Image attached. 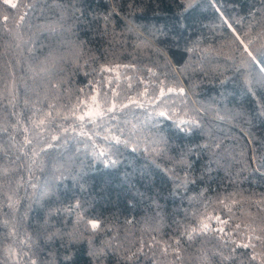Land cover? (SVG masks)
Returning a JSON list of instances; mask_svg holds the SVG:
<instances>
[{
  "label": "trees",
  "instance_id": "trees-1",
  "mask_svg": "<svg viewBox=\"0 0 264 264\" xmlns=\"http://www.w3.org/2000/svg\"><path fill=\"white\" fill-rule=\"evenodd\" d=\"M261 54L264 0H0V264H264Z\"/></svg>",
  "mask_w": 264,
  "mask_h": 264
},
{
  "label": "snow or ice",
  "instance_id": "snow-or-ice-1",
  "mask_svg": "<svg viewBox=\"0 0 264 264\" xmlns=\"http://www.w3.org/2000/svg\"><path fill=\"white\" fill-rule=\"evenodd\" d=\"M4 2H5L6 4H10V3H11V0H4ZM11 6H12V7H16L17 5L12 4ZM130 7H132V5H130ZM113 11H114V10H113ZM5 19H7V18H5ZM241 43H243V41H241ZM244 51L247 53V56H248L253 62H256V61H257V57L254 56L253 53H252L251 51L248 50L247 45H245V47H244ZM258 63L261 64V65H264V54H261ZM259 71L262 72V73H264V67L259 68ZM170 91H171V89H170ZM180 91L183 92L184 90H183V89H180ZM113 107H115V105H114ZM124 107H126V105H125ZM108 111H112V109L110 108V109H108ZM97 114H99V113H97ZM86 115H93V113H91V112H90V113H86ZM160 115H164V113L161 112ZM80 119L82 120V119H84V117L81 116ZM40 123L42 124L43 121H40ZM53 139H56V137H53ZM29 143H30V141H29ZM194 150H195L194 148H185V149H183L182 151H180L179 154H178V160H177V162H178L179 164H181V165H185V164H187V160H186L184 157L186 156V154H187L188 152H192V151H194ZM216 219L219 221V217H216ZM220 222H221V223H227L226 221H220ZM88 224L91 226L92 229H97V228L99 227V222L96 221V220H89V221H88ZM207 228H208V225H207V224L203 225V229H207ZM203 229H202V230H203ZM217 231H219V232H224V229H223V228H220V229H218ZM256 239H257V241H261V240H264V237H256ZM251 246H252V245L249 244V243H244V244H242V245H241V244H237V247H238V248H239V247H243V248H245V249H248V248H250ZM252 259H256V257L253 256Z\"/></svg>",
  "mask_w": 264,
  "mask_h": 264
}]
</instances>
